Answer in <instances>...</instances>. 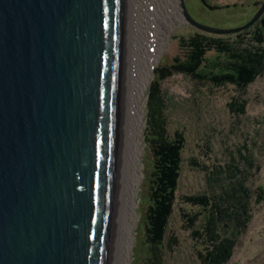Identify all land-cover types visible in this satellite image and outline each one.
<instances>
[{
    "label": "water",
    "instance_id": "1",
    "mask_svg": "<svg viewBox=\"0 0 264 264\" xmlns=\"http://www.w3.org/2000/svg\"><path fill=\"white\" fill-rule=\"evenodd\" d=\"M121 57L122 0H0V264H113Z\"/></svg>",
    "mask_w": 264,
    "mask_h": 264
},
{
    "label": "rangeland",
    "instance_id": "2",
    "mask_svg": "<svg viewBox=\"0 0 264 264\" xmlns=\"http://www.w3.org/2000/svg\"><path fill=\"white\" fill-rule=\"evenodd\" d=\"M263 1L203 0V3L182 0V3L194 22L211 28L231 29L246 23ZM177 5L183 21L168 29L153 71L160 65L171 64L178 49L177 38L198 31L185 21L180 0ZM211 7L217 10L212 11ZM152 11L153 6L149 13ZM207 58L212 59L213 55L208 54ZM152 80L153 73L148 84ZM146 91L147 88L142 99L144 128ZM161 91L166 100L165 119L169 132H180L185 138L176 199L168 225V238L174 241L165 251L163 264H200L199 255L205 251L203 230L209 213L185 203L184 198L205 196L210 203H217L239 184H243L249 196L250 220L245 231L237 237L227 264H264V76L239 92L231 85L214 87L173 75L161 83ZM240 105H244L243 113L237 109ZM144 128L129 264H145L143 224L152 157L145 144ZM258 187L262 189L263 200L255 205ZM217 227L216 232L226 235L220 224Z\"/></svg>",
    "mask_w": 264,
    "mask_h": 264
},
{
    "label": "trees",
    "instance_id": "3",
    "mask_svg": "<svg viewBox=\"0 0 264 264\" xmlns=\"http://www.w3.org/2000/svg\"><path fill=\"white\" fill-rule=\"evenodd\" d=\"M210 10L217 8L211 7ZM177 45L171 64L154 69L153 80L146 91L144 140L152 157V166L143 224L145 264H163L165 251L174 241L168 238V225L173 214L185 145L182 133L168 130L161 83L173 75H182L214 87L231 85L243 92L258 77L264 76V13L251 27L238 33L217 36L194 31L177 38ZM208 54L213 58L208 59ZM237 109L243 113L244 105ZM261 194L262 189L258 187L253 201L255 205L263 200ZM184 199L185 203L209 213L204 224L206 246L204 253L199 255L200 264H227L237 237L245 231L250 220L247 190L239 184L217 203H210L205 196ZM218 224L225 229L226 235L216 232Z\"/></svg>",
    "mask_w": 264,
    "mask_h": 264
},
{
    "label": "bare ground",
    "instance_id": "4",
    "mask_svg": "<svg viewBox=\"0 0 264 264\" xmlns=\"http://www.w3.org/2000/svg\"><path fill=\"white\" fill-rule=\"evenodd\" d=\"M153 11L149 13L150 7ZM183 21L177 0H122L119 95L121 153L113 264H129L133 244L138 167L142 155V99L167 31ZM153 50V52L151 51Z\"/></svg>",
    "mask_w": 264,
    "mask_h": 264
},
{
    "label": "flooded vegetation",
    "instance_id": "5",
    "mask_svg": "<svg viewBox=\"0 0 264 264\" xmlns=\"http://www.w3.org/2000/svg\"><path fill=\"white\" fill-rule=\"evenodd\" d=\"M261 4H262V3H261ZM261 4H260V5H261ZM260 5H259V7H260ZM259 7H258V8H259ZM257 10H258V9H257ZM257 10H256V11H257ZM254 14H255V13H254Z\"/></svg>",
    "mask_w": 264,
    "mask_h": 264
}]
</instances>
